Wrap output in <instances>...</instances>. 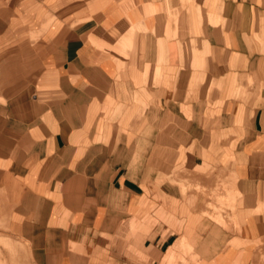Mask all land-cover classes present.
Returning a JSON list of instances; mask_svg holds the SVG:
<instances>
[{
	"label": "crops",
	"instance_id": "obj_1",
	"mask_svg": "<svg viewBox=\"0 0 264 264\" xmlns=\"http://www.w3.org/2000/svg\"><path fill=\"white\" fill-rule=\"evenodd\" d=\"M0 192L33 264H262L264 0H0Z\"/></svg>",
	"mask_w": 264,
	"mask_h": 264
},
{
	"label": "rangeland",
	"instance_id": "obj_2",
	"mask_svg": "<svg viewBox=\"0 0 264 264\" xmlns=\"http://www.w3.org/2000/svg\"><path fill=\"white\" fill-rule=\"evenodd\" d=\"M9 210L10 207L5 204L3 194L0 192V264H33V254L30 248L31 243L24 238L15 236L11 232L10 226L8 227ZM234 224L235 230H238V222L235 221ZM188 241L187 247L179 250L175 256L159 259L160 264H200V256L194 254L195 245L192 244L194 240L191 241L188 239ZM234 243L238 245L237 242ZM130 251L136 253L142 262H149L138 251H135L134 247L130 248ZM261 259L262 264H264V254Z\"/></svg>",
	"mask_w": 264,
	"mask_h": 264
}]
</instances>
